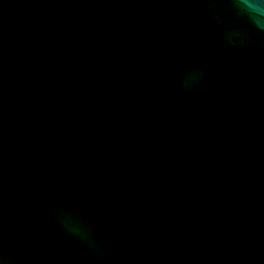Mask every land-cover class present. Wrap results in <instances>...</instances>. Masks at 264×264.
I'll use <instances>...</instances> for the list:
<instances>
[{"label":"water","instance_id":"water-1","mask_svg":"<svg viewBox=\"0 0 264 264\" xmlns=\"http://www.w3.org/2000/svg\"><path fill=\"white\" fill-rule=\"evenodd\" d=\"M0 264H264V27L0 0Z\"/></svg>","mask_w":264,"mask_h":264},{"label":"clouds","instance_id":"clouds-1","mask_svg":"<svg viewBox=\"0 0 264 264\" xmlns=\"http://www.w3.org/2000/svg\"><path fill=\"white\" fill-rule=\"evenodd\" d=\"M237 7L251 15L253 23L264 27V0H233ZM209 6L215 4V0H208Z\"/></svg>","mask_w":264,"mask_h":264}]
</instances>
